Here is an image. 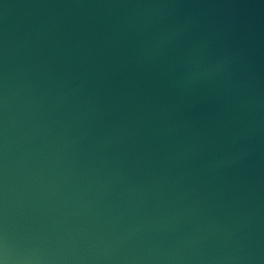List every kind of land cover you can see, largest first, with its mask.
I'll return each instance as SVG.
<instances>
[{"label": "water", "instance_id": "water-1", "mask_svg": "<svg viewBox=\"0 0 264 264\" xmlns=\"http://www.w3.org/2000/svg\"><path fill=\"white\" fill-rule=\"evenodd\" d=\"M184 19L231 77L177 83L149 42ZM0 219L86 264H264V0H0Z\"/></svg>", "mask_w": 264, "mask_h": 264}, {"label": "clouds", "instance_id": "clouds-1", "mask_svg": "<svg viewBox=\"0 0 264 264\" xmlns=\"http://www.w3.org/2000/svg\"><path fill=\"white\" fill-rule=\"evenodd\" d=\"M194 23L192 19L173 21L164 32L149 42L150 46L174 53V64L180 69L177 83L182 87L231 77L235 71L233 65L241 55L239 51H218L216 42L208 36L193 40L186 47L181 46L180 42ZM233 86L242 89L244 85L237 80ZM245 134L243 129L239 130L229 143L236 145ZM242 155L243 147L238 146L210 164L236 163ZM0 264H86V261L78 257L49 254L36 248L18 249L9 235L6 219H0ZM96 264H100L99 259Z\"/></svg>", "mask_w": 264, "mask_h": 264}]
</instances>
